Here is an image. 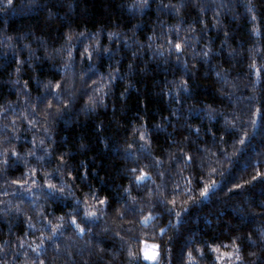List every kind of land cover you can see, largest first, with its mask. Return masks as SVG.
Segmentation results:
<instances>
[{"label":"trees","instance_id":"16d2710c","mask_svg":"<svg viewBox=\"0 0 264 264\" xmlns=\"http://www.w3.org/2000/svg\"><path fill=\"white\" fill-rule=\"evenodd\" d=\"M0 109V264H130L145 241L160 264H227L208 245L230 251L233 237L244 264H264V0H12L0 7ZM200 176L219 183L181 211ZM45 181L64 193L49 198ZM87 206L92 223L78 215Z\"/></svg>","mask_w":264,"mask_h":264},{"label":"snow or ice","instance_id":"6c2138e0","mask_svg":"<svg viewBox=\"0 0 264 264\" xmlns=\"http://www.w3.org/2000/svg\"><path fill=\"white\" fill-rule=\"evenodd\" d=\"M145 2H146V0H145ZM11 4H12V0H3V2L0 3V7H2L4 5L10 6ZM79 36H83V33H80ZM68 39L70 40L71 37H68ZM175 47H176L177 50H180L182 46H181L180 43H176ZM105 51H108V50L105 49ZM69 55H71V53H69ZM81 55H88L90 57V53L88 52V48L87 47H85V50H84L83 53H81ZM204 55H207V53L205 52ZM216 75L219 76L220 73H216ZM49 83H51V82H49ZM181 85L184 86V82L183 81H181ZM55 87H57V88L60 87V82L59 81L56 82ZM97 91H99V89H97ZM53 95H55V93H53ZM100 99L102 100L103 97H101ZM89 100L91 101L92 106L94 107L95 103H96L95 98L94 97H89ZM63 103L65 105H67V104H69V101L68 100H64ZM48 107H51V103H49ZM0 110H2V109H0ZM260 111H262V109L257 107L256 112H260ZM253 115H255V113ZM29 123L31 124L32 121H29ZM252 123H253V125H255V120L254 119H253ZM248 136H249V133L243 132L240 135V139L238 141H236V143H239L241 146H243L246 143V138ZM140 138L142 140L144 139V134L143 133H141ZM128 147H131V145H129ZM141 147H143V145H141ZM238 150L242 152L244 149H243V147H241ZM180 152H181V155H183L185 157V160L187 162H191L193 160V157L190 154L183 153L182 149L180 150ZM13 154H15V152H13ZM128 155L131 156L132 153L129 152ZM233 155H234V153L230 154L228 152H225L224 153V158L225 159H231ZM171 158L173 160H175L177 157L176 156H172ZM60 159L63 160V156H61ZM157 163H160L159 158L157 159ZM217 163L219 164V161ZM200 167H201V169H203V167H204L203 163H201ZM132 171H136V170L132 169ZM216 171H217L216 168H209L208 169V173L210 175H214L216 173ZM223 171L224 170L222 169V172ZM68 175H72V173L69 172ZM161 175H163V173H161ZM148 176H149V174L144 172L143 169H141L140 170V174L135 177V180L142 181L145 178H147ZM256 176L257 177H261V179L264 180V173H261V172L257 171ZM252 179L255 180L256 177H253ZM188 181H189V183H191V178H188ZM199 181L202 184V187L197 189L199 195L198 196L189 195L188 200L183 202V208L181 209V211H187L188 210L189 201L193 205H198V204L201 203V201L207 199L212 194V190L219 183V181H217L216 179H209V180L205 181L204 176H200L199 177ZM15 183L16 184H25L27 182L24 181V180H16ZM32 183L34 184L35 181H33ZM45 183L47 184V187L49 189V191L46 193V195L49 198L58 199L59 195H62L64 193V191H65L64 188L57 189V186L55 184L51 183V181H45ZM29 187H31V185H29ZM241 187H242V184H233L232 188H229L228 191H232L233 189H239ZM173 188L178 190L180 188V185L179 184H174ZM127 191H128V189H125V192H127ZM192 191H193V189L189 188V187H185V189H184V192L189 193V194ZM131 199L135 200V197H132ZM107 200H108L107 197H103V198H100L97 201V203L100 204L101 206H103V205H105L107 203ZM171 203L175 204V198L171 201ZM87 207L90 208L89 211H84L82 214L78 213V215L82 216V218L84 219L85 223H92V222H94L92 218L97 216V210L95 208H92L91 206H87ZM261 208L264 209V202L261 203ZM134 210L135 209H133V211ZM117 213L119 215H121V216L123 215V213L119 212V209H117ZM99 215L100 216L104 215V212H103L102 209L100 210ZM176 215L179 216L180 213L178 212V213H176ZM259 215H264V211L259 213ZM152 216H153V214L150 212L146 216L140 217L139 218V222L142 223V224H147L148 221L152 218ZM60 219H61V221L63 220L62 217ZM69 223L74 225L75 229H77L80 233H84L85 231H91L90 228L86 229L82 224L78 223L77 222V216H75V215L71 216ZM59 227H60V225L52 226V232L56 233L58 231ZM163 232H164V229L161 228L160 229V233L162 234ZM41 238H42L41 242H43V233H41ZM259 238H260L261 241H264V229H260L259 230ZM48 239L49 240H53V236H49ZM247 240L252 245H255V243H256V241L252 239L251 234L248 235ZM235 241H236V237H233L230 251H223L222 248H221V245H218V244H216V245H208V247L212 250V252L217 253V255H216V259L217 260H224L225 257H230V258H233V259H229L227 261V264H234V261H238V262H240V264H244V259H243V256L241 255V244H238ZM33 247L35 248V250L37 252L40 251L39 245H33ZM54 247L58 249L59 245H55L54 244ZM159 247L160 246L158 244H153V245H151V248L153 249V251H151V252H149L147 250V248H142L140 250V252H133L131 246H129L128 255L131 258L130 264H143V261H151V262H153V264H160V257L162 255V253L159 251ZM2 250L3 249L0 248V251H2ZM196 251L198 253H200L201 255H203V250L199 246H197ZM187 255H188L189 260L195 261L196 258L192 255V251L191 250L188 251ZM249 255H255V253L250 252ZM5 264H6V262H5ZM34 264H35V262H34ZM38 264H46V262L43 259H38Z\"/></svg>","mask_w":264,"mask_h":264},{"label":"rangeland","instance_id":"374dc122","mask_svg":"<svg viewBox=\"0 0 264 264\" xmlns=\"http://www.w3.org/2000/svg\"><path fill=\"white\" fill-rule=\"evenodd\" d=\"M153 244H156L155 242H150V241H145L144 243H143V245H142V248H147V250L149 251V252H151V251H153V249L151 248V245H153ZM150 263H153V262H151V261H149Z\"/></svg>","mask_w":264,"mask_h":264}]
</instances>
